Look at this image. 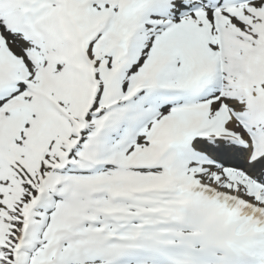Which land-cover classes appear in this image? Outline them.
Returning <instances> with one entry per match:
<instances>
[{"label": "snow or ice", "instance_id": "6c2138e0", "mask_svg": "<svg viewBox=\"0 0 264 264\" xmlns=\"http://www.w3.org/2000/svg\"><path fill=\"white\" fill-rule=\"evenodd\" d=\"M0 264H264V0H0Z\"/></svg>", "mask_w": 264, "mask_h": 264}]
</instances>
